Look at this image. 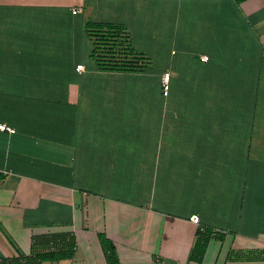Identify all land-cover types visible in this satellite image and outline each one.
Masks as SVG:
<instances>
[{
	"label": "crops",
	"instance_id": "crops-1",
	"mask_svg": "<svg viewBox=\"0 0 264 264\" xmlns=\"http://www.w3.org/2000/svg\"><path fill=\"white\" fill-rule=\"evenodd\" d=\"M90 20L150 63L99 68ZM262 92L264 0H0V264L66 229L47 264H106L100 232L120 264H198L200 226L201 264H264Z\"/></svg>",
	"mask_w": 264,
	"mask_h": 264
},
{
	"label": "trees",
	"instance_id": "trees-1",
	"mask_svg": "<svg viewBox=\"0 0 264 264\" xmlns=\"http://www.w3.org/2000/svg\"><path fill=\"white\" fill-rule=\"evenodd\" d=\"M237 2L243 0H236ZM86 31L92 40L91 55L101 69H141L150 63L149 57L131 45L124 25L107 21H87ZM3 178L0 175V180ZM211 237L223 238V234L210 229L197 231L191 258L201 264ZM99 239L105 253L106 264H120L114 243L100 232ZM77 247L76 234L72 229L35 232L31 237V252H19L1 258V264H47L49 261L72 258Z\"/></svg>",
	"mask_w": 264,
	"mask_h": 264
},
{
	"label": "built area",
	"instance_id": "built-area-1",
	"mask_svg": "<svg viewBox=\"0 0 264 264\" xmlns=\"http://www.w3.org/2000/svg\"><path fill=\"white\" fill-rule=\"evenodd\" d=\"M78 11H80V8L79 7H73V9H72V12L73 13H77ZM200 58L202 60H207L208 59V55H202ZM82 68H83V65L82 64H78L77 65V69L78 70H82ZM169 77H170V73L168 71H166V72H164L162 74V91H163V94L164 95H167L168 94V91H169ZM0 129L7 130L9 132H14L15 131L14 128L9 127V126H7L4 123H1L0 124ZM189 219H190V221H192L195 224H200V217L197 214L190 215ZM200 228L201 229H204L203 226H200Z\"/></svg>",
	"mask_w": 264,
	"mask_h": 264
},
{
	"label": "rangeland",
	"instance_id": "rangeland-1",
	"mask_svg": "<svg viewBox=\"0 0 264 264\" xmlns=\"http://www.w3.org/2000/svg\"><path fill=\"white\" fill-rule=\"evenodd\" d=\"M264 94V92H262ZM256 108H257V105H256ZM263 113H264V109H262Z\"/></svg>",
	"mask_w": 264,
	"mask_h": 264
}]
</instances>
